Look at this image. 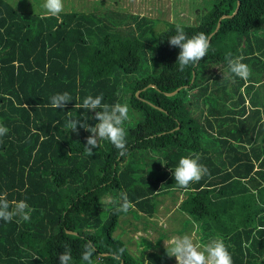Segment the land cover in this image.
I'll use <instances>...</instances> for the list:
<instances>
[{"label": "trees", "instance_id": "1", "mask_svg": "<svg viewBox=\"0 0 264 264\" xmlns=\"http://www.w3.org/2000/svg\"><path fill=\"white\" fill-rule=\"evenodd\" d=\"M237 1V12L221 18L214 32ZM127 19L123 35H113L101 33L103 17L93 11L51 16L0 0V124L8 128L0 136V193L34 209L30 221L0 220V264H60L65 246L70 264H82L89 240L97 264H117L107 254L121 247L122 264H167L168 255L154 247L161 231L156 244L141 236L139 258L129 252L113 233L128 226L119 220L123 212L109 201L122 202L124 193L135 207L129 212L153 215L157 196L172 190L183 193L178 208L203 244L221 238L233 264H264V0H218L200 22L166 21L161 30L145 14ZM177 24L210 41L206 56L183 71L176 64L180 49L168 42ZM229 54L243 57L248 80L230 73ZM147 55L153 64L143 67ZM65 91L73 100L53 108L50 97ZM101 94L102 103L129 107L123 157L107 140L87 154L91 133L66 127L70 117L94 126L96 110L79 106ZM194 154L209 175L179 188L174 168ZM147 222L139 220L140 228ZM180 226L174 233L189 235Z\"/></svg>", "mask_w": 264, "mask_h": 264}, {"label": "clouds", "instance_id": "2", "mask_svg": "<svg viewBox=\"0 0 264 264\" xmlns=\"http://www.w3.org/2000/svg\"><path fill=\"white\" fill-rule=\"evenodd\" d=\"M41 7L48 15L58 16L63 11L64 4L63 0H44ZM168 42L171 46L180 49L176 60L179 71L197 65L206 56L210 47L209 37L205 33L200 32L188 36L179 24L176 25V34L168 37ZM226 59L230 73L245 81L248 80L251 70L247 64L242 62V56L233 59L229 54ZM72 100V96L65 91L52 95L50 104L53 108L63 109ZM102 101V94L95 97L88 95L79 106L84 110H96L94 119L98 122L94 126H90L86 119L82 122L70 117L66 127L69 130L77 131V125H79L91 133L84 144L87 154H93V149L99 146L100 140H107L118 150L119 156L123 157L127 153L126 131L123 125L129 119V107L126 103L109 105ZM7 132L8 128L0 124V136L6 135ZM199 160L200 157L195 154L179 159V163L173 171L174 180L179 188L188 189L190 184L198 183L204 176L209 175L207 166L201 164ZM121 201H109V203L118 204L114 208L115 212L127 213L134 207L124 193L121 194ZM32 211L34 209L26 200L21 199L10 203L7 193H0V220L11 222L15 218L17 223L30 221ZM165 249L169 257L176 258L177 264H233L231 254L221 238H211L201 247L187 234L174 236L167 241ZM124 252L125 249L121 247L116 252L107 255L117 264H121ZM96 253L95 244L89 240L84 244L81 252L82 264H97L93 259ZM59 261L60 264H70L72 261L71 250L67 246L62 253H59Z\"/></svg>", "mask_w": 264, "mask_h": 264}, {"label": "rangeland", "instance_id": "3", "mask_svg": "<svg viewBox=\"0 0 264 264\" xmlns=\"http://www.w3.org/2000/svg\"><path fill=\"white\" fill-rule=\"evenodd\" d=\"M19 11H30L35 13H46L41 7L44 0H8ZM218 0H63V11H93L98 16L103 17L102 32H109L113 35H123L121 30H124L127 26L128 17L130 13H139L140 15H147L155 19V29L161 30L167 28L170 24L168 22L183 23V24H195L201 21L203 14L208 11L213 4ZM91 6V9H88ZM62 11V12H63ZM168 21V22H166ZM131 28H129L130 30ZM153 35H149L151 38ZM150 45L153 43L150 39L147 41ZM151 42V43H150ZM143 61V67L152 65L153 62L149 55ZM140 71L132 75V78H138ZM131 114H129V117ZM156 174L159 173L155 169ZM158 197L160 200L158 210L153 215H145L143 211L132 210L130 212L120 213L119 220H124L128 226H120L113 231V233L125 241L129 252L137 258L141 255V247L139 244L142 237L152 240L154 244L157 242L158 233L161 231L164 236L160 238L156 244L157 251H161L165 258L167 257L165 244L174 236H183L184 233L175 232V228L181 225L185 233H189L195 243H201V247L204 245L196 236L198 233L195 230V224L192 225L193 220L186 213L178 208V205L183 198V193L179 190H172L168 194H161ZM135 209V207H134ZM134 212L136 214H134ZM137 227H132L133 223H136ZM147 220L146 229H141L142 226L139 220ZM174 219L175 222H174ZM177 224V225H176ZM192 229V231H191ZM191 231V232H190ZM188 235V234H187ZM142 236V237H141ZM128 240V241H127ZM199 245V244H198ZM167 264H177L175 257H167Z\"/></svg>", "mask_w": 264, "mask_h": 264}, {"label": "water", "instance_id": "4", "mask_svg": "<svg viewBox=\"0 0 264 264\" xmlns=\"http://www.w3.org/2000/svg\"><path fill=\"white\" fill-rule=\"evenodd\" d=\"M238 7H239V1H237V6H236L235 10L233 11V13H232L231 15L224 14V15H222V16L220 17V19L218 20V23H217V25H216V28H215L214 32L218 29L221 18H223V17H228V16H232L235 12H237ZM210 36H211V35H210ZM150 85L154 86V84H150ZM178 89H179V88H178ZM178 89H176V90H174V91H172V92H166V94H167V95H172V94H174ZM136 94H137V96H138V92H136ZM67 232L72 233V234H77V232L72 231V230H67ZM121 264H122V262H121Z\"/></svg>", "mask_w": 264, "mask_h": 264}, {"label": "crops", "instance_id": "5", "mask_svg": "<svg viewBox=\"0 0 264 264\" xmlns=\"http://www.w3.org/2000/svg\"><path fill=\"white\" fill-rule=\"evenodd\" d=\"M199 245H201V243L198 242ZM203 244V243H202Z\"/></svg>", "mask_w": 264, "mask_h": 264}]
</instances>
